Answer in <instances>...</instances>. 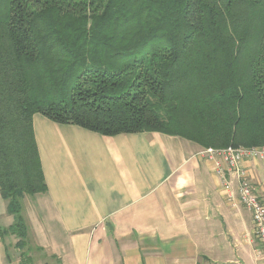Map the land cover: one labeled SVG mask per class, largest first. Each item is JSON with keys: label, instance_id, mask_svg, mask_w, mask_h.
Masks as SVG:
<instances>
[{"label": "trees", "instance_id": "1", "mask_svg": "<svg viewBox=\"0 0 264 264\" xmlns=\"http://www.w3.org/2000/svg\"><path fill=\"white\" fill-rule=\"evenodd\" d=\"M34 115L106 137L264 148V0H0V198L12 218L0 240H16L20 264L24 200L47 191Z\"/></svg>", "mask_w": 264, "mask_h": 264}, {"label": "crops", "instance_id": "2", "mask_svg": "<svg viewBox=\"0 0 264 264\" xmlns=\"http://www.w3.org/2000/svg\"><path fill=\"white\" fill-rule=\"evenodd\" d=\"M47 191L24 200L50 264H263L234 176L159 133L102 136L34 115ZM240 167L264 202V158ZM0 228L12 218L0 198ZM0 240V264L10 255ZM32 243V244H33Z\"/></svg>", "mask_w": 264, "mask_h": 264}, {"label": "built area", "instance_id": "3", "mask_svg": "<svg viewBox=\"0 0 264 264\" xmlns=\"http://www.w3.org/2000/svg\"><path fill=\"white\" fill-rule=\"evenodd\" d=\"M200 155L212 160L218 175L228 172L237 180L238 200L252 217L254 235L259 244L258 254L264 264V202L240 167L244 160L264 158V148L208 149L201 151Z\"/></svg>", "mask_w": 264, "mask_h": 264}, {"label": "rangeland", "instance_id": "4", "mask_svg": "<svg viewBox=\"0 0 264 264\" xmlns=\"http://www.w3.org/2000/svg\"><path fill=\"white\" fill-rule=\"evenodd\" d=\"M203 151V150H202ZM28 199H30L31 197H26ZM6 223V220H2L0 219V225H4ZM16 240L11 238V237H7L4 241V246L7 248V254L10 255V264H20V252L18 250H16L14 248V244H15ZM32 239L30 241H28L29 246L27 247V255L30 259V263L29 264H50L45 258L44 255H42V253H40L37 249V247L33 244H31Z\"/></svg>", "mask_w": 264, "mask_h": 264}]
</instances>
